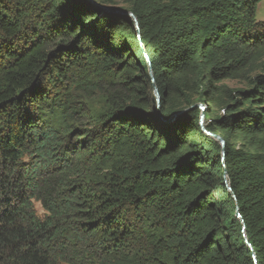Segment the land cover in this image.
Listing matches in <instances>:
<instances>
[{
  "label": "trees",
  "instance_id": "1",
  "mask_svg": "<svg viewBox=\"0 0 264 264\" xmlns=\"http://www.w3.org/2000/svg\"><path fill=\"white\" fill-rule=\"evenodd\" d=\"M110 2L0 0V264H264L260 0Z\"/></svg>",
  "mask_w": 264,
  "mask_h": 264
},
{
  "label": "rangeland",
  "instance_id": "2",
  "mask_svg": "<svg viewBox=\"0 0 264 264\" xmlns=\"http://www.w3.org/2000/svg\"><path fill=\"white\" fill-rule=\"evenodd\" d=\"M110 1L111 2L109 4H104V5H101V6H106V7H109V8H115V9H119V10H124L125 8H127V0H110ZM96 5H99V4L97 3ZM255 19H256L257 22H264V0H260V2L257 5V9H256V13H255ZM150 84H151V82H150ZM219 84L220 83H218L217 85L219 86ZM221 85H225V86H227L230 89L241 88V86H242V84H240L237 80H231V81L230 80H226V81H223L221 83ZM198 98H199L198 96L195 97L193 102H197V104L193 105L191 108L198 109L200 111V117H202L201 115L203 113H202V111L199 108L200 107H205V108L207 107L206 99L200 101V100H198ZM158 104H159V101L157 103V106H158ZM219 112H220V110H217L215 108H209V110L208 109L205 110V117L200 118L201 119L200 120L201 124H205L207 117L216 116V115H218ZM183 113H185V111H183ZM183 113H180V114L177 113V115L176 116L174 115L172 118L173 119L174 118H178ZM214 136L215 135H212V136L210 135L209 137L214 139ZM238 142H240V140L235 142V146H238ZM223 147H224V143H223ZM216 195H217V191L209 193V198L211 200H215ZM35 209H36V211H37V213L39 215L42 214L41 208H40V206L38 204L35 205ZM238 213H239V211H235L234 212L236 219L237 218L240 219V217L238 216Z\"/></svg>",
  "mask_w": 264,
  "mask_h": 264
},
{
  "label": "water",
  "instance_id": "3",
  "mask_svg": "<svg viewBox=\"0 0 264 264\" xmlns=\"http://www.w3.org/2000/svg\"><path fill=\"white\" fill-rule=\"evenodd\" d=\"M97 7V10L100 12V13H104V14H109V15H116V14H119V15H126L128 17H130L134 22H135V19L134 17L131 15V14H128V13H125L124 11L122 10H119V9H115V8H109V7H106V6H101V5H96ZM138 37V36H137ZM139 38V37H138ZM143 52V51H142ZM143 56L146 58V55L145 53H143ZM148 77H149V80L151 82V87H152V91H153V95H154V99H155V102L156 104L158 103L159 101V97H158V94L156 92V89L155 87L153 86V82H152V78H151V75L148 74ZM183 113V112H182ZM202 118V117H201ZM201 120V119H200ZM200 124H201V121H200ZM214 140H216L220 146H221V155H222V161L225 157V154H224V149H223V141L221 140V138H219L218 136H214ZM229 189V188H227ZM245 242V241H244ZM247 246V244H246ZM253 257V256H252Z\"/></svg>",
  "mask_w": 264,
  "mask_h": 264
}]
</instances>
